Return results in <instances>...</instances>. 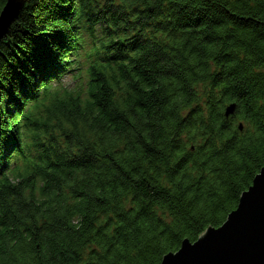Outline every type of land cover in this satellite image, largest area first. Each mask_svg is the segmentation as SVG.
<instances>
[{"label": "trees", "instance_id": "trees-1", "mask_svg": "<svg viewBox=\"0 0 264 264\" xmlns=\"http://www.w3.org/2000/svg\"><path fill=\"white\" fill-rule=\"evenodd\" d=\"M263 166L264 0H25L0 37V264H161Z\"/></svg>", "mask_w": 264, "mask_h": 264}, {"label": "water", "instance_id": "water-1", "mask_svg": "<svg viewBox=\"0 0 264 264\" xmlns=\"http://www.w3.org/2000/svg\"><path fill=\"white\" fill-rule=\"evenodd\" d=\"M24 5L25 0H7L0 12V37ZM235 109L236 104L229 105L226 115ZM161 264H264V166L221 226L209 227L195 242L185 239Z\"/></svg>", "mask_w": 264, "mask_h": 264}]
</instances>
